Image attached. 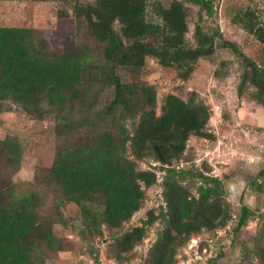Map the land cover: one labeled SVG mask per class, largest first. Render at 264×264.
Returning <instances> with one entry per match:
<instances>
[{
	"label": "trees",
	"instance_id": "16d2710c",
	"mask_svg": "<svg viewBox=\"0 0 264 264\" xmlns=\"http://www.w3.org/2000/svg\"><path fill=\"white\" fill-rule=\"evenodd\" d=\"M70 4L72 13L60 10L59 18L75 25L77 34L85 28L102 46L100 61L94 62L92 48L83 43L72 51H53L35 29L0 26V99L19 103L37 118H54L56 136L66 143L47 166L48 176L62 192L61 204L74 203L81 210L84 233L102 236L103 225L119 229L132 219L146 190L158 180L156 171L140 170L138 161L154 160L153 165L166 172L165 205L123 235L115 247L116 257L124 260L123 255L133 251L148 228L161 220L164 228L146 264H177L180 247L225 228L232 218L222 179L181 163L190 138L215 140L208 129L211 110L197 101V94L188 100L162 94L146 79L128 81L120 71L141 75L156 59L187 81L200 61L215 55L219 44L242 60L239 96L249 85L252 99L264 107V14L259 7L244 6L231 20L260 44V57L253 59L219 29L204 23L205 17L215 14L214 0H72ZM192 6L200 12L194 44L187 38ZM97 86L112 89L102 106ZM128 119L138 120L133 132ZM81 130L84 136L77 135ZM1 144L9 162H19L18 142L8 137ZM186 182L197 184L196 193ZM249 186L262 187L256 181ZM41 205L34 190L17 192L2 184L0 264H37L43 247L55 250L57 237L42 216ZM252 214L244 205L234 230L245 226ZM259 239L257 255L264 264V225Z\"/></svg>",
	"mask_w": 264,
	"mask_h": 264
},
{
	"label": "rangeland",
	"instance_id": "374dc122",
	"mask_svg": "<svg viewBox=\"0 0 264 264\" xmlns=\"http://www.w3.org/2000/svg\"><path fill=\"white\" fill-rule=\"evenodd\" d=\"M83 3L95 0H76ZM166 1V0H165ZM72 0H13L0 3V26L32 28L46 39L53 51H72L83 43L93 50L94 62L100 61L101 45L85 30L77 34L75 25L59 18L60 10L72 13ZM215 14L205 17L204 23L217 30L226 39L235 41L249 57L259 59L261 46L240 26L232 23L236 10L244 6L259 7L264 14V0H214ZM200 19L197 7L189 11V42L194 44V27ZM225 62L224 65L222 63ZM244 67L242 60L229 49L218 48L209 59L200 61L189 80L177 77L174 69L160 66L151 59L141 75L126 70L120 73L128 81L146 79L155 84L158 91L174 93L188 100L197 94V101L211 110L208 129L215 140L192 137L187 143L182 165L186 169L198 167L210 175L222 179L225 200L232 218L225 228L204 233L180 247L176 254L177 264H261L257 255L260 230L264 225V107L251 97L252 88L247 85L241 97L238 87ZM218 73V74H216ZM100 105L112 96L111 88L96 87ZM53 117L37 118L26 113L19 103L0 99V187L7 183L17 192L34 190L41 197L42 216L57 237L54 251L43 247L37 255V264H146L149 251L164 228L161 220L147 230L146 237L135 249L124 254V260L116 257V245L126 232L148 217L151 211L158 213L165 205L162 197V181L166 172L154 166V160L138 161V168L156 171L157 183L148 188L141 209L119 229L102 226L103 235L84 233L81 210L74 203L65 202L62 192L48 176L47 166L52 162L58 148L66 143L56 136ZM138 120L126 121L131 132ZM84 136V130L77 134ZM13 138L21 147L19 162H9L1 142ZM130 154V153H129ZM133 158V157H132ZM181 167V165H180ZM256 181L262 187H252ZM192 183V182H189ZM190 186L196 193L197 184ZM246 205L253 214L245 226L235 231L242 207ZM102 211V208L99 209ZM61 219V220H60ZM195 244V245H194ZM250 248L251 251H246Z\"/></svg>",
	"mask_w": 264,
	"mask_h": 264
},
{
	"label": "built area",
	"instance_id": "2783aa9c",
	"mask_svg": "<svg viewBox=\"0 0 264 264\" xmlns=\"http://www.w3.org/2000/svg\"><path fill=\"white\" fill-rule=\"evenodd\" d=\"M193 242H194L195 244H197L198 240H197V239H194ZM195 244H194V245H195Z\"/></svg>",
	"mask_w": 264,
	"mask_h": 264
}]
</instances>
